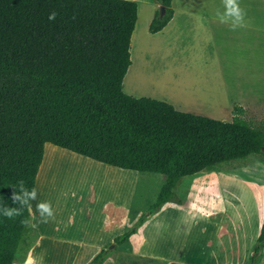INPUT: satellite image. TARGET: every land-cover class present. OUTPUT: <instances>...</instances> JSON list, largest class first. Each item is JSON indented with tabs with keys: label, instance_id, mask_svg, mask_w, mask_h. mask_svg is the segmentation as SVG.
I'll return each mask as SVG.
<instances>
[{
	"label": "trees",
	"instance_id": "1",
	"mask_svg": "<svg viewBox=\"0 0 264 264\" xmlns=\"http://www.w3.org/2000/svg\"><path fill=\"white\" fill-rule=\"evenodd\" d=\"M148 30L172 18L171 0H154ZM159 8V7H158ZM55 11L57 17L49 21ZM137 17L133 0H0V202L23 179L35 187L50 143L126 170L160 173L164 182L147 215L166 202L182 205L175 189L183 177L214 170L250 155L264 156V109L232 107L230 121L180 110L122 90L130 65L129 43ZM31 211L0 215V264H13L29 231ZM144 220L113 239L124 244ZM264 245V218L253 264ZM101 249L88 264H100Z\"/></svg>",
	"mask_w": 264,
	"mask_h": 264
},
{
	"label": "rangeland",
	"instance_id": "2",
	"mask_svg": "<svg viewBox=\"0 0 264 264\" xmlns=\"http://www.w3.org/2000/svg\"><path fill=\"white\" fill-rule=\"evenodd\" d=\"M248 109L249 117L259 119L264 106ZM214 170L221 176L212 225L190 232L186 225L155 227L156 243L137 251L160 255L152 260L132 253L125 243L111 245L145 219L164 176L117 168L46 143L35 188L38 200L51 202L55 217L37 224L38 214L32 220L37 201L32 202L29 231L13 264H88L110 247L100 264H250L264 218V156L250 155ZM253 264H264V246Z\"/></svg>",
	"mask_w": 264,
	"mask_h": 264
},
{
	"label": "crops",
	"instance_id": "3",
	"mask_svg": "<svg viewBox=\"0 0 264 264\" xmlns=\"http://www.w3.org/2000/svg\"><path fill=\"white\" fill-rule=\"evenodd\" d=\"M133 1L137 17L129 43L131 62L122 80L124 93L224 121L232 119L233 106H264V0H239L245 26L235 30L216 17L221 0H171L173 16L155 33L148 27L159 5L154 0ZM220 174L202 170L188 181L181 179L175 191L182 193L183 204L166 202L147 215L126 248L156 260L159 254L137 252L144 244L156 243L155 227L165 231L186 225L190 232L212 225Z\"/></svg>",
	"mask_w": 264,
	"mask_h": 264
},
{
	"label": "clouds",
	"instance_id": "4",
	"mask_svg": "<svg viewBox=\"0 0 264 264\" xmlns=\"http://www.w3.org/2000/svg\"><path fill=\"white\" fill-rule=\"evenodd\" d=\"M222 10L217 9L216 17L222 24H229L233 30L242 28L245 26V10L240 6L239 0H221ZM57 17L55 11L51 12L48 16L49 21H54ZM11 195L9 199L12 204L17 205L15 207H9L5 202H0V215H3L7 219H14L20 217L23 214L24 209L32 211V202L37 201L35 204V211L32 214V220H37V214L39 219L37 224L48 223L54 219L55 212L50 201L38 200V190L35 187L29 189L25 181L20 179L17 181L16 186L11 188ZM21 223L28 225L30 220H22ZM37 224H32V227H36Z\"/></svg>",
	"mask_w": 264,
	"mask_h": 264
},
{
	"label": "water",
	"instance_id": "5",
	"mask_svg": "<svg viewBox=\"0 0 264 264\" xmlns=\"http://www.w3.org/2000/svg\"><path fill=\"white\" fill-rule=\"evenodd\" d=\"M159 14L162 15L164 12V7L163 6H159Z\"/></svg>",
	"mask_w": 264,
	"mask_h": 264
}]
</instances>
